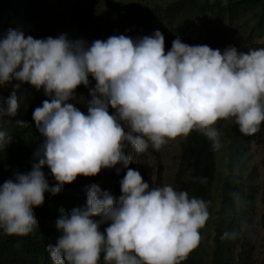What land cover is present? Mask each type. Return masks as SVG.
<instances>
[{
    "label": "clouds",
    "instance_id": "obj_1",
    "mask_svg": "<svg viewBox=\"0 0 264 264\" xmlns=\"http://www.w3.org/2000/svg\"><path fill=\"white\" fill-rule=\"evenodd\" d=\"M164 44L158 30L137 40L113 35L90 47L65 35L34 39L12 29L0 38V85L16 80L43 88L50 97L32 113L44 138L38 162L0 184L4 233H32L38 223L33 208L44 203L45 192L55 195L78 176L93 177L102 169L114 173L121 164L127 171L122 180L119 176L118 198L93 184L84 209L60 210L56 227L62 234L47 246L53 264H99L102 253L104 264H181L198 246L209 215L206 203L172 186L150 190L128 167L132 157L125 149L131 145L141 154L151 144L158 151L168 139L189 137L192 130L218 148L214 125L220 119L234 118L244 135L257 133L264 122V48L242 52L229 46L221 52L177 37L165 53ZM79 85L87 114L68 102ZM17 108L13 93L7 109L0 104V121ZM11 139L0 131V149ZM45 165L54 186L42 171ZM105 222L109 226L101 232Z\"/></svg>",
    "mask_w": 264,
    "mask_h": 264
},
{
    "label": "trees",
    "instance_id": "obj_2",
    "mask_svg": "<svg viewBox=\"0 0 264 264\" xmlns=\"http://www.w3.org/2000/svg\"><path fill=\"white\" fill-rule=\"evenodd\" d=\"M102 8L95 11L93 0H0V38L10 29L21 31L34 39L57 38L65 35L71 41H84L90 47L95 40H107L113 35L150 34L161 26L165 53L172 41L190 30L199 21L211 20L216 27H246L251 37L264 38V0H166L162 2H129L96 0ZM102 17L100 19H97ZM95 87V80L88 77ZM79 85L72 103L87 114V101L82 100ZM15 94L18 108L14 116L3 117L0 131L12 137L0 149V184L17 174H27L37 163L36 152L44 138L35 127L32 113L50 97L43 88L37 91L28 83L13 80L0 85V104L7 109V100ZM112 109L109 107V112ZM17 122H20L19 124ZM220 133L225 140L226 162L218 188L214 185L215 150L213 142L201 131L194 130L182 143V154L174 173L173 183L178 191H186L189 198L202 199L208 213L214 215L212 235L206 245L204 226L199 229L200 241L181 264H251L250 226L256 203L257 181L251 171L249 143L253 135H244L234 118L226 122ZM117 164L110 173L102 169L96 176H78L65 184L59 193H44V203L33 208L37 228L26 236L7 235L0 229V264H53L47 251L62 234L56 221L75 208L84 209L87 189L95 184L113 198L121 195L119 176L123 170ZM116 169H120L117 174ZM49 186L56 181L50 169L42 168ZM99 220L100 217H93ZM110 222L100 225L103 232ZM99 264H104L103 253Z\"/></svg>",
    "mask_w": 264,
    "mask_h": 264
},
{
    "label": "rangeland",
    "instance_id": "obj_3",
    "mask_svg": "<svg viewBox=\"0 0 264 264\" xmlns=\"http://www.w3.org/2000/svg\"><path fill=\"white\" fill-rule=\"evenodd\" d=\"M95 11L97 14H101L102 8L100 3L96 0ZM129 2H147L155 3L166 0H121ZM168 1V0H167ZM99 17L97 19H100ZM246 27H236L231 25L230 27H216L213 26L211 20L197 22L193 28L185 31L179 38L180 40L188 44L189 46L207 45L212 49H220L224 51L229 46H234L238 51L246 52L249 49L264 48L263 37H251L248 32H244ZM160 31L162 34H166L161 26H155L149 35L154 34L155 31ZM127 37L137 40L141 37L138 34H131ZM176 39V38H175ZM172 47V45H171ZM171 50V49H170ZM229 119H220L216 122L214 127L220 133L222 126L229 122ZM125 131L130 129L124 124ZM194 133V130L191 131ZM184 135L178 136L174 139H168L167 142L160 148V150H154L149 144L147 151L141 154H137L131 145H128L125 149V153L132 157V162L128 165L138 171L143 177L144 182L149 183V189L172 186L178 191L176 185L173 183L174 173L180 162L182 154V143L186 141ZM219 147L215 150V182L214 185L218 188L221 178L224 174V164L226 162V150L225 140L221 133L219 136ZM249 150L251 154V171L257 181L258 189L256 192L255 210L253 213V220L250 226V254L251 264H264V122L261 123L260 130L253 134V137L249 143ZM127 169L124 168L121 173V180L123 179ZM214 215L209 213L208 219L204 226V237L206 238V245L212 235V220Z\"/></svg>",
    "mask_w": 264,
    "mask_h": 264
}]
</instances>
